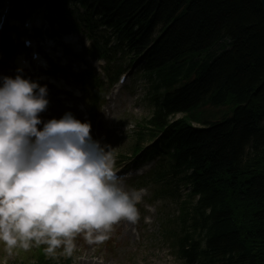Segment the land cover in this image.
<instances>
[{"label":"trees","instance_id":"obj_1","mask_svg":"<svg viewBox=\"0 0 264 264\" xmlns=\"http://www.w3.org/2000/svg\"><path fill=\"white\" fill-rule=\"evenodd\" d=\"M81 1L90 5L95 3L94 0ZM112 1L120 4L112 2L115 6L111 7L112 12L116 11L117 16H130L131 11H137L146 0ZM156 2L149 0L147 9L141 8V13L153 16L155 20L152 24H162L161 30L168 24L172 25L158 40L152 38L156 29L152 25L133 48L141 51L150 46L145 65L149 72H156L162 85L165 81L161 73H164L168 63L174 65L173 72L180 74L187 68L181 60L182 56L188 55L189 51L207 52L222 34L229 35L235 42L233 49L224 50L212 65H204L202 79L170 93L155 94L154 112L145 119L153 135L158 129H166L169 131L167 137L181 143L179 157L169 158V171L180 176L184 185H191L190 196L193 199L200 196V202L196 201L199 206L192 205V215L195 211L199 218L198 209L205 201L211 209L213 207V220L219 222L215 227L218 233L212 227L214 237L218 235L214 242L204 237L202 241L191 243L186 254L192 257V252L212 250V246L228 250L229 247L242 245L243 249L253 250L264 261V159L258 160V156L264 157V12L260 0H160L162 5L159 8ZM182 2H190V6L179 15ZM50 6L57 9L54 3ZM154 7L158 9L152 12ZM102 15L119 38L127 41L131 28L126 26L125 32L121 33L119 30L124 25L120 22L115 24L104 11ZM149 19L147 16L138 19V26L144 29L143 25ZM127 47L134 52L129 44ZM230 95H234L235 99H231ZM230 101L236 105H232L231 116L212 121L210 125H207L205 115L191 111L206 104L224 106ZM180 112H185L187 119L203 124L204 128L194 131L185 120L172 124L169 119ZM246 152L250 154L244 156ZM198 167L204 170L199 172ZM226 169L229 174L239 172L242 176L243 172L242 177H246L248 186L241 185L235 175L224 172ZM246 188H249V199L245 200L244 207L238 208L243 224L239 226L232 221L231 225L225 218L221 220V213L216 214V201L227 202L237 208L241 199L237 191ZM209 194L212 195L209 197ZM209 242L214 245L209 247ZM206 244L207 249H202ZM44 258L42 255L39 260L44 261Z\"/></svg>","mask_w":264,"mask_h":264},{"label":"clouds","instance_id":"obj_2","mask_svg":"<svg viewBox=\"0 0 264 264\" xmlns=\"http://www.w3.org/2000/svg\"><path fill=\"white\" fill-rule=\"evenodd\" d=\"M49 103L47 85L22 69L0 76V246L7 256L44 245L50 256L62 249L70 257L78 236L102 244L115 225L141 217L144 189L124 186L111 147L71 112L44 120Z\"/></svg>","mask_w":264,"mask_h":264},{"label":"rangeland","instance_id":"obj_3","mask_svg":"<svg viewBox=\"0 0 264 264\" xmlns=\"http://www.w3.org/2000/svg\"><path fill=\"white\" fill-rule=\"evenodd\" d=\"M74 46L78 45L74 44ZM63 61L67 63V66L63 71L64 74L57 75L56 86H53L52 91L54 95L50 98L51 93L48 97L50 115L48 118H43L44 120L59 119L67 112L76 116V108L75 110L67 108V103L74 101L75 105L77 102L82 104V98L78 99L73 94V89L79 86L72 76V72L77 68L75 67L76 63L80 65L82 59H77L71 55ZM151 83L152 80L149 81L141 71L131 72V79L120 94L110 95L107 105L103 111L101 110V118L98 123L99 130L93 139L102 145L110 146L115 153L129 155L130 147L134 146L136 131L139 130L143 120L150 117L153 112L152 96L154 94ZM59 93H64L65 97L63 99L58 98L57 94ZM232 108L231 104H227V106L206 104L200 107V112L208 115L209 118L220 119L230 115ZM95 127L96 125L92 127V130H95ZM93 133L95 135V131ZM153 164L154 161L146 164L143 162L138 169L142 170ZM155 188L153 186L148 187L147 200L153 196ZM181 193L183 195L180 201H178V197L144 201L140 209L141 217L136 223H130L131 225L127 223L126 226L119 223L114 226L111 234H109L112 246L107 244V240L102 244L89 245L82 236L76 238V249L72 254L74 264H183V261L177 257V252H173L174 248L170 241H166L162 236L164 224L169 219L173 220L170 224L175 235L179 234L180 205L181 201L188 196V193L185 194L184 187H181ZM148 202L150 205L146 207ZM146 216H150L153 223L147 224L144 221ZM191 223L192 220L189 221V224ZM134 224L135 226H133ZM131 227L133 228L130 231ZM30 254V249L27 251L16 249L12 256H7L0 246V264H21L20 260L27 259L26 256ZM1 256H4V262L1 260ZM190 264L200 263L192 262Z\"/></svg>","mask_w":264,"mask_h":264},{"label":"bare ground","instance_id":"obj_4","mask_svg":"<svg viewBox=\"0 0 264 264\" xmlns=\"http://www.w3.org/2000/svg\"><path fill=\"white\" fill-rule=\"evenodd\" d=\"M79 1V0H78ZM95 3L92 4V6L95 8L96 10V15L98 17H102V11L105 12V15L107 16L108 19H112L113 22L115 24H118V22H120L122 25H124V27L122 29L119 30V32H125L126 30V26H129L131 28V31L129 33V36L127 37V41L126 40H121V39H117L114 38L112 39V41L116 42L117 44H121V45H125V46H129L132 47V50L134 51V55L138 61V64L141 65L143 67V71H145L146 75H148V80L150 81V79L152 80V92H154L156 95H160V94H164V93H170V91L180 88L182 86H187L188 83H193L194 81L198 80V79H202V77L205 75L204 74V65H212L216 59L218 57H220L224 52V50H232L234 47V40L227 34H222L218 39L213 41V46L210 50H208L207 52H196V51H189L188 55H184L182 56V62L184 65L187 66V68H185L180 74H176L175 72H173V67L174 65L172 63H168L166 66V70H164V73H161V77L164 79L165 81V85L161 84L160 78L157 76L156 72L152 71L149 72L147 70V67L145 64H147L146 58H147V53L148 50L150 48V46H145L146 49H142L141 51H139L138 48H133L137 45L138 40L142 39V37L144 35H146V32L149 28L155 27L156 29L154 30L153 34H152V38L155 40H158L159 38H161L164 33L167 31V29L172 25V24H168L166 26H164V28L161 30V27L163 26L162 24L159 23H153V20H155V18L153 16H151L150 14H146L144 15V13H141V8H145L147 9V5L149 0L143 1L141 7H139L136 10L131 11L130 16L125 15V16H121L118 15L117 16V12H112L111 11V7H115L113 3L118 4L119 2L117 1H112V0H94ZM113 2V3H112ZM262 1L260 0V3ZM157 7H161L162 2H160V0H157ZM118 6H120V4H118ZM182 8L178 11L177 14H182L183 10H186L189 8L190 6V2H182L180 5ZM152 8L151 11L155 12V10H157L158 8ZM261 7H262V11L264 12V7L262 6L261 3ZM9 9H14L11 5L9 6ZM102 10V11H101ZM151 12V13H152ZM113 13V15H111ZM114 16V17H113ZM121 16V17H119ZM145 16L151 18L149 19L147 22H145V24L142 26H138L139 25V20L141 18H144ZM131 18V21L129 20ZM104 19V18H103ZM103 19L98 18L95 19L94 22H101L103 21ZM16 22L19 25L14 24L19 30L20 32H24V27L21 25V19L17 18L15 19ZM103 26L99 27L97 26L100 30H107L108 29V25L106 23H101ZM136 24V26H135ZM2 28V27H0ZM134 28V29H133ZM133 29V30H132ZM138 29V30H137ZM3 32H8L7 29L2 28ZM13 32H15V30L13 29ZM78 42V44L80 45V42L78 40H76ZM128 42V43H127ZM143 42V41H140ZM215 49L217 50L215 52ZM138 51V52H137ZM179 63H181V61H178ZM161 84V88H159V85ZM231 99H235L234 95H230ZM227 104H231L233 106H236L235 103H233L232 101L228 102ZM227 106V105H224ZM195 108V107H194ZM192 112H200V108L197 109H191ZM202 115H204L202 112H200ZM179 116V117H177ZM227 117L231 116V115H226ZM151 117V116H150ZM188 115L185 112H180L175 114V117L169 119V121H172L173 123H178L179 121L185 120L187 126L191 127L192 130L194 131H201L204 128L203 124L197 123L195 121H191L190 119H187ZM204 119H206L208 121L207 125H210L212 123V121L215 120H221L215 117L209 118V117H204ZM155 130V129H154ZM158 132L161 133L160 136H156L155 134L153 135V132L151 130L148 131H140L139 133L135 134V139L134 142H136L137 144H142V145H146L147 147H152L154 149L153 153L154 155H157V157L159 156H163L162 159H167L170 157H179V153L178 150L181 148V143L176 142L172 139H170V137L168 136V130L166 129H158ZM152 133V134H151ZM151 134V135H150ZM167 137V138H164ZM141 146V145H138ZM248 151V149H247ZM247 156L248 154H250L249 152L245 153ZM264 157L258 156V160H263ZM206 168V166H205ZM198 171L200 172V170H204L200 169L198 167ZM229 170V169H228ZM227 172L229 174V171H227V169L224 171ZM167 173L169 174V168H167ZM243 175L244 173L241 172ZM231 175H235L236 177H238L237 179L241 181V185H245L248 186L246 183H248L245 179L246 177H242L241 174L239 172H237L236 174L234 173H230ZM228 175V177H229ZM245 180V181H244ZM243 188V187H240ZM248 191L249 188L243 189V190H239L237 191V196H240L241 199L237 205V208H233L231 207L229 204H227V202H221V201H216L218 202V206L216 207L217 212L216 214H220L219 216L220 219L222 220L223 218H225L229 223H231V225L234 224H238L239 226H241L243 224L242 221V216H240L239 214V209L241 207H244L245 204V200L249 199V195H248ZM183 195V194H181ZM212 194H209L208 196L210 197ZM213 198V197H212ZM200 202V196L194 199H190L188 198L186 201L187 202H192L189 206L188 209L192 212V205H194V207L199 206V202H193V201H198ZM211 200V199H210ZM211 202V201H210ZM212 207V206H211ZM213 209V207H212ZM212 209L208 206V204H206V202L204 201V203L200 204V208L198 209V213H199V218L195 215V211H194V215L192 216V218L188 215V217L190 219H187V221L189 222L190 220H194V223H191V227H192V231H190V239L189 242L191 243V239H194V242L197 243L198 241H202V239H208L210 242H214L216 238H218V235H215L214 237V229L217 225H219L218 220H213V216H212ZM203 211V212H202ZM221 211V212H220ZM200 212H202V214H200ZM215 212V211H214ZM223 212V213H222ZM193 213V212H192ZM232 215V217L230 216ZM206 218V220H208L209 222H211L210 224L208 222L205 221L204 218ZM216 217V215H215ZM198 218V219H197ZM197 219V220H196ZM233 221V223H232ZM246 221V220H245ZM208 226H207V225ZM171 225V224H169ZM214 227V229L212 228ZM234 229V227H233ZM216 231V229H215ZM217 232V231H216ZM179 233H183V229H179ZM184 233H186V231H184ZM218 233V232H217ZM242 241V239H240ZM240 241V243H242ZM209 242V247L214 245L211 243L210 245ZM222 244V243H221ZM202 247L204 246V244H201ZM207 244L205 245L204 248L202 249H207ZM214 248L212 250H206V251H201L197 252L194 251L192 253H194V256H192L191 262L195 261V262H199L200 264H264V261L260 260L259 257L257 255H255L256 253L253 250H247V249H243L242 245L239 246H232L229 247L228 250L227 249H221V248H217V247H211ZM216 252V253H215ZM256 257V258H255ZM255 259V260H254Z\"/></svg>","mask_w":264,"mask_h":264},{"label":"water","instance_id":"obj_5","mask_svg":"<svg viewBox=\"0 0 264 264\" xmlns=\"http://www.w3.org/2000/svg\"><path fill=\"white\" fill-rule=\"evenodd\" d=\"M261 1H262V2H261V3H262V6L264 7V0H261Z\"/></svg>","mask_w":264,"mask_h":264}]
</instances>
